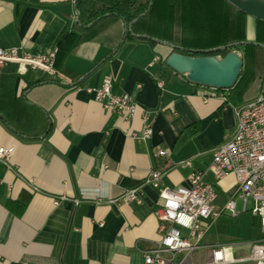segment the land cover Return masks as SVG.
<instances>
[{
  "label": "crops",
  "instance_id": "crops-1",
  "mask_svg": "<svg viewBox=\"0 0 264 264\" xmlns=\"http://www.w3.org/2000/svg\"><path fill=\"white\" fill-rule=\"evenodd\" d=\"M76 12L75 0H0V47H58L53 74L15 63L0 68V146L14 147L6 164L0 160V264H143V252L160 237L149 170L160 169L171 187L188 186L190 172L201 170L222 210L234 179L215 177L213 148L235 130L237 109L264 93V21L226 0H151L129 25L117 14L87 22ZM232 43L243 66L229 89L164 66L174 46ZM105 77L113 93L137 104L129 119L87 91ZM145 114L152 134L139 140L130 133L143 128ZM157 148L168 155L157 157ZM131 188L141 192L140 203L122 200ZM237 211L233 216L247 212ZM221 213L203 222L204 255L194 264L209 261L216 245L245 257L262 238L252 212L257 230L211 232Z\"/></svg>",
  "mask_w": 264,
  "mask_h": 264
},
{
  "label": "built area",
  "instance_id": "built-area-1",
  "mask_svg": "<svg viewBox=\"0 0 264 264\" xmlns=\"http://www.w3.org/2000/svg\"><path fill=\"white\" fill-rule=\"evenodd\" d=\"M58 51L53 45L41 52H27L16 46L0 47V68L15 63L19 69L39 70L46 74L55 72V58ZM158 56L154 57V60ZM163 80H158L162 87ZM216 89V88H214ZM94 98L109 111L121 114L129 119L137 104L128 93L115 94L111 90V78L105 77L101 84L87 88ZM144 126L130 135L139 140H146L152 134L148 116L143 115ZM14 151L13 146H0V160L6 164L7 158ZM157 157L168 155L165 148L155 150ZM189 165L190 161H184ZM209 168L217 179L233 176L234 190L223 209L233 215L236 197L241 199V210H248V198L252 200L249 209L259 217L262 238L250 242L249 254L234 258L223 245L211 248L210 258L205 264H264V93L248 101L237 109L235 130L215 146ZM163 172L152 168L145 181L157 189L159 201L153 208V215L158 220L159 239L143 252V264H194L190 251L202 246L207 227L205 220H214L222 210L216 208V191L201 170H192L189 185L168 186L162 181ZM125 202L142 201L137 188L126 190L122 194Z\"/></svg>",
  "mask_w": 264,
  "mask_h": 264
},
{
  "label": "water",
  "instance_id": "water-1",
  "mask_svg": "<svg viewBox=\"0 0 264 264\" xmlns=\"http://www.w3.org/2000/svg\"><path fill=\"white\" fill-rule=\"evenodd\" d=\"M237 9L264 21V0H226ZM77 16L78 13L76 12ZM78 20V18H77ZM236 44H226L205 50H192L205 53L222 47L229 48L224 56L216 54H185L176 50L170 52L165 64L189 81L216 89L231 88L239 77L243 66L242 55L233 48Z\"/></svg>",
  "mask_w": 264,
  "mask_h": 264
},
{
  "label": "trees",
  "instance_id": "trees-1",
  "mask_svg": "<svg viewBox=\"0 0 264 264\" xmlns=\"http://www.w3.org/2000/svg\"><path fill=\"white\" fill-rule=\"evenodd\" d=\"M79 19L87 22L93 21L104 14L112 13L122 17L126 25L146 14L150 9L151 0H75ZM174 50L191 55L216 54L224 56L229 48L222 47L205 53H197L174 46ZM165 68H169L164 62Z\"/></svg>",
  "mask_w": 264,
  "mask_h": 264
},
{
  "label": "rangeland",
  "instance_id": "rangeland-1",
  "mask_svg": "<svg viewBox=\"0 0 264 264\" xmlns=\"http://www.w3.org/2000/svg\"><path fill=\"white\" fill-rule=\"evenodd\" d=\"M237 202V210L241 207V199L236 197ZM252 207V200L248 198V210L247 212L240 213L237 216H233L232 213L228 211H224L221 213L220 223L218 224L219 229L216 227L215 223L214 228H211V232L221 233L223 235H239L241 233V229L247 228L248 230H257V217L253 216L251 211L249 210ZM233 237V236H231ZM191 256L193 257V262L198 263L200 256L204 255L203 249H196L190 251Z\"/></svg>",
  "mask_w": 264,
  "mask_h": 264
}]
</instances>
